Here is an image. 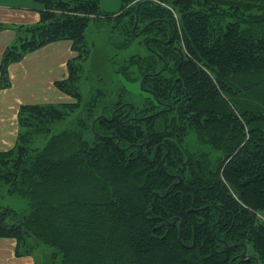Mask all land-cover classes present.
Returning a JSON list of instances; mask_svg holds the SVG:
<instances>
[{
    "label": "trees",
    "instance_id": "trees-1",
    "mask_svg": "<svg viewBox=\"0 0 264 264\" xmlns=\"http://www.w3.org/2000/svg\"><path fill=\"white\" fill-rule=\"evenodd\" d=\"M37 1L40 19L17 25L2 54L0 89L11 63L69 39L75 55L55 85L73 100L20 106L0 192L7 184L29 209L0 204V238L16 239L18 256L53 246L55 264H264V0H123L114 12ZM99 15L113 22L116 55L143 49L111 59L113 84L83 105L86 30ZM39 135L47 142L33 146Z\"/></svg>",
    "mask_w": 264,
    "mask_h": 264
},
{
    "label": "crops",
    "instance_id": "crops-1",
    "mask_svg": "<svg viewBox=\"0 0 264 264\" xmlns=\"http://www.w3.org/2000/svg\"><path fill=\"white\" fill-rule=\"evenodd\" d=\"M41 9V5L33 7L23 0L0 1V23L5 24L0 30V61L5 49L16 38L15 27L38 21ZM74 55L72 41L62 39L45 44L10 64L12 86L0 89V150L17 142L21 129L18 111L22 104L34 103L32 98L45 97L47 92L64 97L54 82L68 75L67 61ZM16 244L14 238H0V264H35L33 255L16 254Z\"/></svg>",
    "mask_w": 264,
    "mask_h": 264
},
{
    "label": "rangeland",
    "instance_id": "rangeland-1",
    "mask_svg": "<svg viewBox=\"0 0 264 264\" xmlns=\"http://www.w3.org/2000/svg\"><path fill=\"white\" fill-rule=\"evenodd\" d=\"M8 1V0H0ZM20 2L21 0H13ZM123 0H100V8L103 12H114L119 11L122 5ZM23 2L27 5L42 6V3L37 0H23ZM112 24L113 22H103L99 17L93 18L86 30L87 37V49L86 60L83 61L84 68L82 72V77L80 80V90L83 96V105L87 103V101L91 98L92 93L100 88V86L109 83L113 84L114 82V73L113 66L111 65V59L121 58V55H130L132 53L137 52V50L143 49L142 45H138L134 42L128 49H125L122 54L117 53L118 49L115 45L112 44ZM16 38L13 41L15 43L18 37V31H16ZM117 35V34H116ZM115 40H121L120 36H116ZM12 43V44H13ZM117 77V76H116ZM122 78V76H121ZM117 80V79H116ZM118 81V80H117ZM122 81L127 84V86L135 93H138L140 90L139 81L133 83V81L126 80L122 78ZM54 86L61 91L60 94H63L64 97L51 94L47 92V96H39L32 98V102L37 103H61L65 101L73 100L72 96L67 94L66 92L59 89L54 82ZM81 111V110H80ZM77 113H73L69 115L67 118L57 121L51 124L54 132H59L69 126H71L75 119ZM195 134L192 133L191 137L194 138ZM48 136L39 135L35 137L33 142V146L42 147L47 142ZM0 204L1 205H9L17 210H27L29 209V203L27 198L22 196L19 193H10L8 192V185L2 184L1 192H0ZM264 217V215H262ZM57 251V248L39 243L33 250V256L35 258V264H55V261L59 262L62 259V254L58 253L54 260V253ZM253 247L248 245L247 254L248 256L253 255ZM254 256V255H253ZM260 264V262H259Z\"/></svg>",
    "mask_w": 264,
    "mask_h": 264
},
{
    "label": "water",
    "instance_id": "water-1",
    "mask_svg": "<svg viewBox=\"0 0 264 264\" xmlns=\"http://www.w3.org/2000/svg\"><path fill=\"white\" fill-rule=\"evenodd\" d=\"M93 126H94V124H93ZM119 142H120V139L118 138V142H117V144L119 145ZM160 147V145L158 146V148ZM177 220V218L175 219V221ZM233 245H229L227 242H225V248L226 249H229V248H231ZM242 256H243V258L245 259V258H247V259H251V256H248L247 255V247H245V249H244V251L242 252ZM256 260V264H259V260L258 259H255Z\"/></svg>",
    "mask_w": 264,
    "mask_h": 264
},
{
    "label": "bare ground",
    "instance_id": "bare-ground-1",
    "mask_svg": "<svg viewBox=\"0 0 264 264\" xmlns=\"http://www.w3.org/2000/svg\"><path fill=\"white\" fill-rule=\"evenodd\" d=\"M154 1H158V3H162V1H161V0H154Z\"/></svg>",
    "mask_w": 264,
    "mask_h": 264
}]
</instances>
